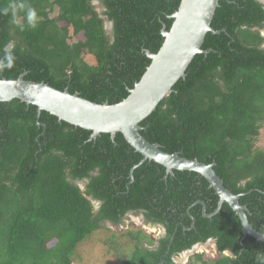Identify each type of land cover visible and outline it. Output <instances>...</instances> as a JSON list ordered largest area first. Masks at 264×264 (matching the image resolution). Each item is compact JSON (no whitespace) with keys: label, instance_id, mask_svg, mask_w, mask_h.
Listing matches in <instances>:
<instances>
[{"label":"trees","instance_id":"trees-1","mask_svg":"<svg viewBox=\"0 0 264 264\" xmlns=\"http://www.w3.org/2000/svg\"><path fill=\"white\" fill-rule=\"evenodd\" d=\"M180 1L0 0V10L23 2L39 17L33 29L26 8L0 14V58L15 57L0 79L24 75L96 104L119 103L148 67L145 52L160 49L161 30L170 29ZM211 28L217 33L206 34L205 53L139 133L165 153L214 163L223 186L241 195L249 224L264 234V147L257 145L264 129V6L219 0ZM90 134L45 111L37 119V107L17 99L0 102V264H73L78 244L107 224L122 226L130 213L162 226L165 236L150 248L155 241L127 230L134 250L119 264H176L174 257L210 239L220 257L196 253L190 264H258L264 243L243 238L226 203L204 217L203 207L212 214L219 197L202 176L167 175L153 161L137 166L142 156L122 134ZM92 200L101 203L97 212Z\"/></svg>","mask_w":264,"mask_h":264},{"label":"water","instance_id":"water-1","mask_svg":"<svg viewBox=\"0 0 264 264\" xmlns=\"http://www.w3.org/2000/svg\"><path fill=\"white\" fill-rule=\"evenodd\" d=\"M218 1H180L177 11L169 17L173 20L170 29L166 31L163 27L161 30L164 40L160 49L156 54L145 52L150 60L148 67L129 90L128 96L119 103L96 104L81 98L78 93L70 94L68 90L59 91L44 83L25 81L24 75L16 80L0 79V102L17 99L27 105L36 106L37 119L40 112L45 111L55 116L58 121L90 131V140L100 134H109L113 140L120 133L126 143L142 156L137 166L145 161H153L163 166L167 175H172L175 170L199 174L219 197L217 208L212 214L206 215L203 207L204 217L210 218L217 214L221 205L226 203L240 221L243 238L248 235L264 243V234L252 228L247 219L246 208L239 204L241 195H234L223 186L213 170L214 163L205 164L183 158L178 153H165L158 144L149 143L139 133V124L172 93L177 81L185 77V71L193 58L197 54L205 53L201 46L206 34L217 33L211 28V22ZM257 1L262 3L261 0ZM106 29H111V23L106 24ZM213 241L210 239L207 242ZM198 245L200 244H196L194 248Z\"/></svg>","mask_w":264,"mask_h":264},{"label":"rangeland","instance_id":"rangeland-1","mask_svg":"<svg viewBox=\"0 0 264 264\" xmlns=\"http://www.w3.org/2000/svg\"><path fill=\"white\" fill-rule=\"evenodd\" d=\"M264 4V0H261ZM95 5H97L95 3ZM56 13H52L54 17ZM109 32V31H108ZM261 34L264 36V30ZM257 145L264 147V129H262ZM107 229H100L90 234L83 242L77 245L76 261L73 264H119L120 260L127 258L134 250L132 242L123 235L127 230L132 232L141 231L150 240L154 241L161 238L163 230L157 225L145 224L142 217L138 214L130 213L126 215L124 224L119 227L105 225ZM143 244L145 242H142ZM150 248H153L150 246ZM193 251L181 253L174 257L176 264H190L193 256L198 253L202 254L205 260H216L220 257L216 251L214 242L200 244ZM228 255V253H223ZM119 255V256H118Z\"/></svg>","mask_w":264,"mask_h":264},{"label":"clouds","instance_id":"clouds-1","mask_svg":"<svg viewBox=\"0 0 264 264\" xmlns=\"http://www.w3.org/2000/svg\"><path fill=\"white\" fill-rule=\"evenodd\" d=\"M17 8H19V9H25L26 8L25 18L27 21V25L30 28L35 29L37 27L38 20H39L37 11L30 6L26 7V5L23 2H21L19 4H17L16 2H11L8 5V7L0 10V14L7 15L9 13V11H11V13L13 15H15ZM107 23H111V22L106 21L105 22V28H106ZM111 27H112V24H111ZM14 60H15V57L11 53H6L3 58H0V71H3L5 69L11 70L14 67ZM214 246H215V244H214ZM257 260H258V264H264V253H258L257 254Z\"/></svg>","mask_w":264,"mask_h":264},{"label":"flooded vegetation","instance_id":"flooded-vegetation-1","mask_svg":"<svg viewBox=\"0 0 264 264\" xmlns=\"http://www.w3.org/2000/svg\"><path fill=\"white\" fill-rule=\"evenodd\" d=\"M262 4H263V3H262ZM263 6H264V4H263ZM86 183H87L86 181H82V182H79L78 185H79L80 188L83 189L84 186L86 185ZM92 206H93V210H94L95 212H97V211L99 210L100 206H101V203L92 200ZM127 215H128V214H127ZM138 215H140V216L142 217V220L144 221L145 224H149V223H146V221H145L144 216H143L142 213H138ZM125 218H126V215L124 216V219H125ZM124 219H123V224H124ZM109 225H110V224H109ZM149 225H152V224H149ZM111 226H112V225H111ZM157 226H159V225H157ZM159 227H161V229L163 230V234H164V235L161 237V238H163V237L165 236L164 228H163L162 226H159ZM159 239H160V238H159ZM159 239L154 240L156 243H155V245L153 246V248L156 247L157 241H158ZM190 251H193L192 253L195 252V248H194V246H193L190 250H188L187 252H190Z\"/></svg>","mask_w":264,"mask_h":264}]
</instances>
